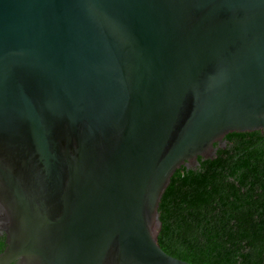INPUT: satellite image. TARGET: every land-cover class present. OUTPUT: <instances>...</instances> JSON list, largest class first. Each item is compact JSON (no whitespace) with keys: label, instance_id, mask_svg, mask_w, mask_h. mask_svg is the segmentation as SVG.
<instances>
[{"label":"water","instance_id":"95a60500","mask_svg":"<svg viewBox=\"0 0 264 264\" xmlns=\"http://www.w3.org/2000/svg\"><path fill=\"white\" fill-rule=\"evenodd\" d=\"M264 134V0H0V264H192L171 178Z\"/></svg>","mask_w":264,"mask_h":264},{"label":"trees","instance_id":"16d2710c","mask_svg":"<svg viewBox=\"0 0 264 264\" xmlns=\"http://www.w3.org/2000/svg\"><path fill=\"white\" fill-rule=\"evenodd\" d=\"M213 159L171 178L158 243L192 264H264V134L230 133ZM0 238V252L4 249Z\"/></svg>","mask_w":264,"mask_h":264},{"label":"flooded vegetation","instance_id":"af4514ba","mask_svg":"<svg viewBox=\"0 0 264 264\" xmlns=\"http://www.w3.org/2000/svg\"><path fill=\"white\" fill-rule=\"evenodd\" d=\"M215 149H216V152H218L219 149H222V148H226V139L224 138L223 139V143L220 144V143H216L215 145ZM216 156H217V153H216Z\"/></svg>","mask_w":264,"mask_h":264}]
</instances>
